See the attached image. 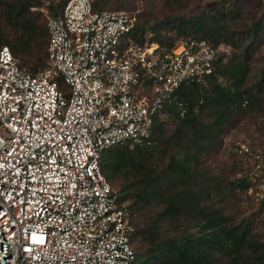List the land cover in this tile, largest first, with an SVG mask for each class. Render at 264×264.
I'll return each instance as SVG.
<instances>
[{
	"label": "built area",
	"instance_id": "obj_1",
	"mask_svg": "<svg viewBox=\"0 0 264 264\" xmlns=\"http://www.w3.org/2000/svg\"><path fill=\"white\" fill-rule=\"evenodd\" d=\"M135 21L66 0L46 18L44 67L29 71L0 47V264L133 263V213L102 153L152 145L155 119L183 118L179 88L206 84L224 52L195 37L138 43ZM232 155L264 207V146L238 141Z\"/></svg>",
	"mask_w": 264,
	"mask_h": 264
},
{
	"label": "trees",
	"instance_id": "obj_2",
	"mask_svg": "<svg viewBox=\"0 0 264 264\" xmlns=\"http://www.w3.org/2000/svg\"><path fill=\"white\" fill-rule=\"evenodd\" d=\"M65 1H59L58 7L61 8ZM259 1L263 7L261 0ZM107 2L109 0H104V3ZM2 4L0 20L4 27L13 31L15 35L9 38L3 31L0 32V47L9 46L19 59L20 65L29 71L34 72L44 67L48 43L46 21L41 20L40 12L32 9L42 6V1L5 0ZM48 8L53 9L54 6L49 4ZM94 8L103 10L98 0H94ZM56 13L57 9H53L52 14ZM212 19L216 21V17ZM259 24H256V31L261 27ZM162 25V22L153 24L139 22L136 16L131 35L141 44L156 41L162 45L171 46L174 43L168 44L162 40V36H166ZM201 25L200 21H193L190 26L197 33ZM185 26L183 27L187 28ZM147 33L150 34L149 37H146ZM221 37L222 34L210 26L208 29H203L201 36L195 38L206 39L216 47L223 43ZM26 50L30 51L27 61L30 66H25L20 62L19 55ZM251 53V47H248L243 55L235 54L228 57L225 52H222L215 63L214 74L207 79L206 84H188L179 88L180 97L188 102V111L183 118H176L174 121H178L180 125L175 131L183 126L189 130L193 128L195 131L183 146L182 152L178 150L171 153L167 163L159 170L148 166V160L154 151L152 148L158 144L165 133V128L170 123L155 119L152 128V139L154 140L152 145L131 148L125 143L103 151L100 161L101 169L113 187L115 186L112 180L119 172L133 171L132 180L127 186L119 189L115 187L119 190L121 199L128 201L133 213L135 231L131 242L135 250V259L132 264H227L222 263L223 258H228L230 263L236 264L246 251L256 252L261 247L252 237V229L248 224L229 223L221 210L202 207L199 189L196 188V184H193L196 179L195 168L199 165L201 156L207 151L208 143L212 139L213 133H210V127L219 128L228 117L237 114L246 94H251L250 91L244 89L245 79L250 69ZM224 77L227 81L225 85L220 82V78ZM259 81V90H261L264 86V72L260 75ZM195 96L202 100V108L210 105V115L213 117L211 123L200 121L195 111L198 105ZM233 159H235L234 156ZM235 182L237 187L246 192L248 183L244 179L236 177ZM150 206L161 208L146 221L143 227L139 228L136 222V211L146 210ZM257 206L259 210L264 209L261 205ZM182 215L192 219L197 218L200 221L196 225L197 231L185 232L179 238L161 241L159 230L163 222L178 219ZM137 241L139 247H145L138 255L136 253ZM262 258L263 256H257L259 261H262Z\"/></svg>",
	"mask_w": 264,
	"mask_h": 264
},
{
	"label": "rangeland",
	"instance_id": "obj_3",
	"mask_svg": "<svg viewBox=\"0 0 264 264\" xmlns=\"http://www.w3.org/2000/svg\"><path fill=\"white\" fill-rule=\"evenodd\" d=\"M0 0V8L3 7ZM42 6L33 7L41 13V20L46 21L52 10L59 9L61 0H41ZM102 9L125 10L137 16L139 22L150 24L162 22L166 36H162L165 43H176L187 37H198L203 29L213 26L221 34V42L224 43L223 51L228 57L243 55L248 47H251V59L249 60V73L245 79L244 89L250 91L246 94L239 112L217 128L211 126L212 139L208 143V149L202 154L199 165L195 168L196 179L193 184L199 189L200 205L207 209L221 210L228 218L229 223L248 224L251 234L261 245L256 252L246 251L236 264H264V209L259 207L248 197L247 193L237 187L235 178L238 172L237 164L232 156V147L238 141H248L258 145H264V86L259 90L260 75L264 72V8L259 0H109L100 1ZM54 6L49 9L48 5ZM0 9V11H1ZM216 17V21L212 19ZM167 20V21H166ZM203 20V21H202ZM166 21V22H164ZM200 21L197 33L192 29V22ZM185 22V24H184ZM189 23V24H187ZM261 27L256 31V24ZM187 25V26H185ZM183 26L187 27L184 28ZM4 32L9 38L14 37V32L4 27L0 20V32ZM146 37L150 34L147 33ZM1 37V35H0ZM167 37V38H166ZM29 52L26 50L19 55L20 62L30 66L27 62ZM225 85L226 78L220 79ZM198 105L195 108L199 119L203 123H211L210 105L201 107L198 96ZM200 105V106H199ZM179 122H173L165 128V133L154 151L149 157L148 166L159 170L163 167L169 155L175 151L182 152L183 146L192 137L195 129L190 130L183 126L175 131ZM133 171L123 170L112 180V184L119 188L127 186L132 180ZM132 199V198H130ZM160 206H150L146 210L136 211V222L139 228L143 227L148 219L160 210ZM199 220L182 215L178 219L165 221L159 230V239L166 241L171 238H179L185 232L194 233ZM136 242L137 255L144 250ZM257 256H263L262 261ZM222 263H230L228 258H223Z\"/></svg>",
	"mask_w": 264,
	"mask_h": 264
}]
</instances>
